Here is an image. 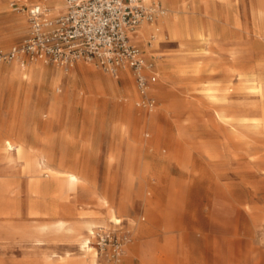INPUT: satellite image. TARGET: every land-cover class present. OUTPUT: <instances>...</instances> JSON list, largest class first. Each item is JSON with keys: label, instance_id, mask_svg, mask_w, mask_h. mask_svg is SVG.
Wrapping results in <instances>:
<instances>
[{"label": "rangeland", "instance_id": "1", "mask_svg": "<svg viewBox=\"0 0 264 264\" xmlns=\"http://www.w3.org/2000/svg\"><path fill=\"white\" fill-rule=\"evenodd\" d=\"M159 1L179 24L171 37L159 27L158 41L136 40L156 66L152 110L135 105L128 76L91 61L67 70L0 63V138L22 140L30 151L25 160L0 149V264L76 258L82 237L96 264H264V0ZM27 30L23 13L0 0V49ZM13 63L22 72L46 68L35 82L60 70L48 93L66 99L51 107L36 85L19 90ZM97 82L104 92L112 82L115 95L88 109L84 98ZM47 157L55 169L78 171L80 181L60 187L50 170L39 172ZM102 231L123 240L118 255L96 246Z\"/></svg>", "mask_w": 264, "mask_h": 264}, {"label": "built area", "instance_id": "2", "mask_svg": "<svg viewBox=\"0 0 264 264\" xmlns=\"http://www.w3.org/2000/svg\"><path fill=\"white\" fill-rule=\"evenodd\" d=\"M57 1L61 7L54 12ZM10 6L23 13L28 30L21 41L0 49V63L40 61L67 70L85 60L114 76L129 69L138 93L135 105L148 110L156 107L151 94L158 77L155 62L131 35L143 22L163 14L159 0H36L30 4L10 0ZM98 237V248L108 246L112 255L121 252L123 240L114 239L109 231L99 232Z\"/></svg>", "mask_w": 264, "mask_h": 264}, {"label": "bare ground", "instance_id": "3", "mask_svg": "<svg viewBox=\"0 0 264 264\" xmlns=\"http://www.w3.org/2000/svg\"><path fill=\"white\" fill-rule=\"evenodd\" d=\"M60 7H61V2L60 1L55 2L53 11L54 12L58 11ZM168 13H169L168 11L164 10L163 14L159 16L160 24L156 25L155 23H151L152 26L149 28L147 27L145 29H142V28L139 29L141 27L140 26L138 28L139 30L136 33L137 39L145 41L147 35H150L151 37L155 38L156 41H158L159 40L157 37L158 31L156 30V27H160L161 34L163 37H166V36L171 37L169 33H171L174 30V28L179 24L178 23L179 21L177 19L178 17H176L175 14L171 15ZM144 23L146 22H143L141 25H143ZM194 32L197 35H202L196 29H194ZM36 62H40V61H36ZM9 69H10V74L12 76H18L17 74H20V80H19V85H18L19 90L24 87H28L31 90L34 88V85H36L37 86V97L44 103L49 100V104L51 107L53 104L60 103L66 99L67 97L66 95L61 96L53 92H51V94L48 93V90H52V85L58 82L60 79H62V72L60 70H54L51 73L50 81L47 83L45 80L44 81L38 80L37 82H35L34 80L35 77L43 78L42 75L47 71V69L41 65L29 66L27 69L28 70L27 72H22V64L13 63V65ZM128 84L129 82L124 81L123 86H128ZM107 85L109 88L107 89V92L106 91L104 92L103 87L98 82L95 83V85L93 84V86L90 87L91 94L87 98H84L86 101V105L88 106V109L94 104L95 101H100L101 103H105L111 96L115 95V88L112 82H108ZM56 89L57 91L60 90L57 87ZM209 94L212 95L210 91H209ZM43 109L44 107L39 108V110H37V115L39 116V118H43V116L46 117L47 115L46 113L43 112ZM251 120L254 122H259L257 118H251ZM37 139H40V138L38 137ZM0 149L2 150L4 156H9L12 153H14L17 159H25V160H27V157L30 152L26 142L22 140L13 141L10 137L0 138ZM49 161H50L49 157H47L46 159L44 158L40 159L38 163L39 172L43 173V169L50 170L52 178L56 179L60 187H62L63 185H67V186L74 185L78 183V181H80L81 175L78 171L55 169L50 166ZM105 206H107V211L109 213L108 218H110V220H113L116 223L120 222V219L117 217L112 207L108 206V204H105ZM61 222L62 221H60V223ZM88 230L90 234L94 233L92 228L88 227ZM89 243H90V240L88 237H82L79 242L80 247L82 248L83 253H84L82 256H79L76 258H70L68 253H66L65 256L58 255L57 258L54 259L53 264H75V261L79 259H82V261H85L86 264H96V260H95L96 252L91 251L92 247L89 245Z\"/></svg>", "mask_w": 264, "mask_h": 264}, {"label": "crops", "instance_id": "4", "mask_svg": "<svg viewBox=\"0 0 264 264\" xmlns=\"http://www.w3.org/2000/svg\"><path fill=\"white\" fill-rule=\"evenodd\" d=\"M148 1V0H147ZM57 2H59V1H57ZM148 2H150V1H148ZM164 6V5H163ZM164 10L165 11H167V9H166V7L164 6ZM158 19H159V17H158ZM160 20V19H159ZM17 21L21 24V26L23 25L22 23H23V21L22 20H20V19H17ZM146 23H148V22H146ZM150 23H155V21H153V22H150ZM156 25H157V23H155ZM141 26V25H140ZM139 26V27H140ZM138 27V28H139ZM158 29H159V27H156V30L158 31ZM138 30V29H137ZM136 33H137V31L135 32V33H133L132 35H131V40L135 43V44H137L136 42V40H137V36H136ZM148 36H150V35H147V37ZM145 54V53H144ZM149 58V57H148ZM151 59V58H150ZM1 70V69H0ZM116 77L117 76H119L120 78H123V79H125L126 77L125 76H128L131 80H132V82L134 83V78H133V76H132V74H131V72H130V70L129 69H121L120 71H119V73L117 74V75H115ZM125 82H126V80H125ZM124 83V82H123ZM123 86V85H122Z\"/></svg>", "mask_w": 264, "mask_h": 264}]
</instances>
